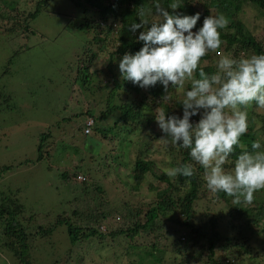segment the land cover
<instances>
[{
  "label": "trees",
  "instance_id": "obj_1",
  "mask_svg": "<svg viewBox=\"0 0 264 264\" xmlns=\"http://www.w3.org/2000/svg\"><path fill=\"white\" fill-rule=\"evenodd\" d=\"M51 1L0 0V4H12L13 10L10 12L29 5L27 17L24 18L26 27L22 32L10 31L9 35L33 34L32 21L48 9ZM66 1L74 6L66 27L77 28L87 35L84 49L77 55L78 60L82 53L86 60L88 56L94 58L101 54L98 52L107 53L108 60L103 71L92 73V76L89 74L90 65H81L83 67L79 70V78L75 81L81 88L87 84L89 91V85L95 81L98 87L96 95L104 99L94 95L89 98L90 104L86 105L84 98H77L79 106L76 112L69 114L66 110L60 122L73 130V133L69 132L70 138L76 137V131L81 132L84 135L81 144L91 145V148L86 147L89 150L72 147L80 156L84 155L83 150L89 152L90 163L85 161L84 165H78L83 167L84 174L93 176L94 168L105 169L108 173H114L128 191L117 193L111 199L108 189L94 186L93 182L86 179L81 182V189L94 194L90 201L99 207V223H108L105 232L99 224L81 226L75 220L80 213L73 210L71 214L63 212L58 215L47 227L40 226L37 231L41 236L39 238L51 237L59 226H65L72 247L78 245L81 248L96 242L99 249L109 247V252L115 247L124 246V255L134 264H169L165 259V248L177 256L172 260L173 264H264V190L254 193L253 201L244 204H234L223 193L214 195L207 190L202 179L204 169L191 161L187 150L159 141L163 134L157 126L155 115L161 110L167 115L179 114L180 100L183 92L190 88V82L185 83L183 90L172 91L170 87L169 91L172 92L169 99L162 100L165 92L159 84L143 90L121 79L118 69L120 59L126 52L135 53L142 46V43L136 41V35L142 29L133 34L128 26L145 18L138 17L137 13L141 10H154L157 2L168 9L173 0ZM246 5L254 7L258 13L264 12V0H179V8L174 14L193 15L199 12L201 20L197 28L208 15L223 14L229 21L227 29L221 31V39L224 41L222 47L202 58L194 74L196 78H199L200 68L207 74H213L216 61L221 56L239 59L264 53V28L262 36L253 34L242 20ZM168 11L172 12L171 9ZM8 14L0 11L3 18L9 17ZM146 18L152 21L153 16ZM11 100L9 95L0 94V101ZM247 112L249 129L241 137L242 147L235 148L230 158L233 161L242 151H252L254 140L259 139L264 145V109L257 110L253 104L247 108ZM77 119L84 120L78 123ZM197 119L193 118L194 121ZM90 121L93 123L88 125ZM60 122L56 123L57 127ZM50 137V132L39 136L38 162L43 159L49 161L43 150L48 147ZM124 146L130 148L132 166L123 163L119 154L114 155ZM102 150L106 153L102 154ZM148 151L154 153L155 159L143 156ZM189 163L194 165V174L190 178H169L162 171L163 167ZM121 166L124 170L131 168V183L116 173ZM231 167L230 164L225 165L226 169ZM9 169L0 166V180ZM61 176L63 181L71 180L66 172ZM160 182L165 186L159 185ZM145 186L149 196L142 191ZM19 194V190L0 188V243L14 254L18 264H35L32 253L35 249L34 241H38V238L31 236L27 230L29 225L25 223H30L36 217L25 214V206L17 197ZM106 256L100 255L108 264Z\"/></svg>",
  "mask_w": 264,
  "mask_h": 264
},
{
  "label": "rangeland",
  "instance_id": "obj_2",
  "mask_svg": "<svg viewBox=\"0 0 264 264\" xmlns=\"http://www.w3.org/2000/svg\"><path fill=\"white\" fill-rule=\"evenodd\" d=\"M11 5L7 3L6 6L3 2L0 4V11L9 13V17L6 18L0 15V94L12 98L11 102L0 101V166L10 167L0 180V188L19 190L20 194L17 197L25 206V214L28 217H36L30 223H25L29 225V228L25 227L31 236L38 238V241H34L35 249L32 253L34 262L106 264L100 255L107 254L108 264H134L124 255V246L115 247L116 250L109 252V247L105 250L99 249L96 242L81 248L78 245L72 247L65 226H59L51 237L39 238L41 236L37 231L40 226L47 227V224L53 222L58 215L63 212L71 214L73 210L80 213L75 220L81 226L99 224L101 230L105 232L108 223L106 225L99 223L100 219L97 218L99 207L90 201L94 194L81 189V182L86 179L93 182L94 186L108 189L111 199L115 198L117 193L128 189L119 182L114 173H108L105 169L94 168L93 176L84 174L83 167L78 165H84L85 161L90 163L89 152L86 150H89L87 148H91V145L81 144L84 140L81 132L76 131V137L70 138L69 132L73 133V130L68 126L64 127L60 122L66 110L69 114L76 112L79 106L77 98H84L87 105L90 104L89 98L98 93L95 81L89 85L90 91L87 84L81 88L75 81L79 78V70L87 64L90 65V76L92 73L103 71L107 66V53L97 50L101 54L94 58L88 56L86 60L85 54L82 53L78 60L77 55L84 49L87 35L77 28L66 27L74 11V6L68 1L52 0L48 9L32 21L33 34L15 37L14 34L9 35V32L14 30L22 32L26 27L24 18L27 17L29 5H23L19 11L10 12L13 10ZM244 10L242 15L244 23L251 33L262 36L264 12L258 13L254 7L248 5ZM109 39L113 41L112 38ZM109 48L112 46L109 45ZM73 65L75 67L72 69ZM100 83L103 84L102 80ZM96 96L104 99L99 94ZM82 120L84 119L76 121L82 123ZM57 122L61 123L59 127L56 126ZM48 132L51 133V137L43 153L49 161L43 159L38 162L39 136ZM75 146L80 150L86 149L83 150L84 155H78L73 150ZM104 152L105 150H102V154ZM129 152L130 148L126 149L124 146L114 155L119 154L123 163L132 166L130 161L132 154ZM143 156L146 159L155 157L150 151ZM63 172L69 174L70 181H63L61 176ZM116 173L132 182L131 168L124 170L121 166ZM150 179H153L152 176ZM159 185L165 186L162 182ZM146 189V186L142 187V191L149 196L150 193ZM165 249L167 251L165 259L169 264H173L172 260L177 256ZM0 264H18L14 254L2 247L1 243Z\"/></svg>",
  "mask_w": 264,
  "mask_h": 264
},
{
  "label": "clouds",
  "instance_id": "obj_3",
  "mask_svg": "<svg viewBox=\"0 0 264 264\" xmlns=\"http://www.w3.org/2000/svg\"><path fill=\"white\" fill-rule=\"evenodd\" d=\"M178 8L179 0H173L168 6L171 13L158 2L154 10L137 13L145 18L128 28L133 34L142 29L136 35L142 46L120 59L121 79L143 90L159 84L165 92L162 100L190 82L179 114L161 110L155 115L163 134L159 141L187 150L191 161L204 169L202 179L212 194L223 193L234 204L251 203L254 193L264 190V145L254 140L252 151H242L234 161L230 158L248 132L247 108L254 104L257 110L264 109V53L239 59L221 56L213 74L200 68L196 78L202 58L222 47L221 31L229 21L223 14L208 15L197 28L201 14H174ZM147 16H153L152 21ZM226 164L232 167L226 169ZM162 171L169 178H190L194 165L163 167Z\"/></svg>",
  "mask_w": 264,
  "mask_h": 264
},
{
  "label": "built area",
  "instance_id": "obj_4",
  "mask_svg": "<svg viewBox=\"0 0 264 264\" xmlns=\"http://www.w3.org/2000/svg\"><path fill=\"white\" fill-rule=\"evenodd\" d=\"M93 122L92 121H90L89 123H88V125H90V124H92ZM86 132H88V131H86Z\"/></svg>",
  "mask_w": 264,
  "mask_h": 264
}]
</instances>
